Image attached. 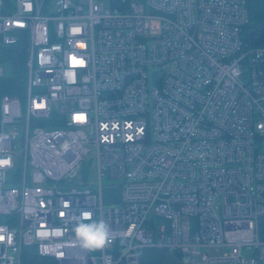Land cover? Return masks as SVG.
<instances>
[{
	"label": "built area",
	"instance_id": "obj_1",
	"mask_svg": "<svg viewBox=\"0 0 264 264\" xmlns=\"http://www.w3.org/2000/svg\"><path fill=\"white\" fill-rule=\"evenodd\" d=\"M115 1L0 0V44L29 48L25 97L0 98V264L152 249L264 264V37L243 35L247 0ZM92 151L96 182L74 184ZM82 208L105 248L79 246Z\"/></svg>",
	"mask_w": 264,
	"mask_h": 264
},
{
	"label": "trees",
	"instance_id": "obj_2",
	"mask_svg": "<svg viewBox=\"0 0 264 264\" xmlns=\"http://www.w3.org/2000/svg\"><path fill=\"white\" fill-rule=\"evenodd\" d=\"M6 10L12 0H5ZM115 2H118L116 0ZM249 10V22L244 27V37L250 40L251 45L261 42L264 37V0H247ZM28 38H22L16 45L0 44V65L4 66L5 73L0 76V98L2 95L10 94L23 99L26 95L28 80ZM29 264H58L54 258L40 256L30 253L25 259ZM145 264H179L175 254L161 249H152L149 256L145 258Z\"/></svg>",
	"mask_w": 264,
	"mask_h": 264
},
{
	"label": "clouds",
	"instance_id": "obj_3",
	"mask_svg": "<svg viewBox=\"0 0 264 264\" xmlns=\"http://www.w3.org/2000/svg\"><path fill=\"white\" fill-rule=\"evenodd\" d=\"M72 231L82 249L100 250L112 241L110 228L103 219H94L88 209H79L70 214Z\"/></svg>",
	"mask_w": 264,
	"mask_h": 264
},
{
	"label": "rangeland",
	"instance_id": "obj_4",
	"mask_svg": "<svg viewBox=\"0 0 264 264\" xmlns=\"http://www.w3.org/2000/svg\"><path fill=\"white\" fill-rule=\"evenodd\" d=\"M101 1L106 5L109 4V0ZM82 175L84 177V181H92V183H94L97 180L96 160L93 151L85 156V160L82 162V170L80 172L79 178L74 181V184L82 185V181L79 180ZM104 181L105 184H107L113 182V179L105 177Z\"/></svg>",
	"mask_w": 264,
	"mask_h": 264
}]
</instances>
